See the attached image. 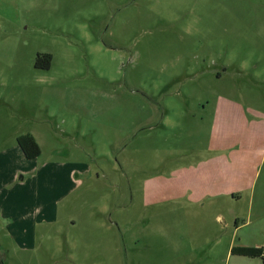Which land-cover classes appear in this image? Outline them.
Masks as SVG:
<instances>
[{
	"label": "rangeland",
	"instance_id": "1",
	"mask_svg": "<svg viewBox=\"0 0 264 264\" xmlns=\"http://www.w3.org/2000/svg\"><path fill=\"white\" fill-rule=\"evenodd\" d=\"M219 97L241 132L264 126V0H0V153L32 133L50 167L27 187L36 220L0 207V264H264L229 252L264 244V164L196 205L174 172L212 154ZM255 162L189 182L236 186Z\"/></svg>",
	"mask_w": 264,
	"mask_h": 264
},
{
	"label": "crops",
	"instance_id": "2",
	"mask_svg": "<svg viewBox=\"0 0 264 264\" xmlns=\"http://www.w3.org/2000/svg\"><path fill=\"white\" fill-rule=\"evenodd\" d=\"M237 105L238 104H236L235 102H230V101L225 100L224 97H219L218 107L215 109V112L212 117L213 119L212 127H213V132L215 135L214 142L211 147H208L209 151L212 154L208 156L207 158L198 161L197 163L188 164L186 166L184 165L177 166V169L174 172L176 176H178L177 173L181 171H186L189 175H195V174L199 175L200 173L202 174L204 173L205 176L209 179L212 175L217 177L223 174V171L220 169L219 161L220 163L221 161L223 163H227L228 161L230 163H232L233 161H239L240 165H243L244 163L245 164L252 163L253 159L255 158L256 162L252 166L253 169H251L252 171L250 172L248 171L247 173H243V172L239 173L237 178H239L241 182L238 185L227 188L226 186L225 187L220 186V183H219L218 187L221 189L217 191H211V192H207L208 189L217 188V187L211 186V183L209 181L207 182L208 185L205 191H198L199 188L196 186V183L194 182V180H191L189 182V179H192V178H189V175H186L185 180H187V184L186 186L183 187L185 188L183 193L192 191L194 195L191 201L194 205L200 203L202 201V198L205 195H209V194L227 195V196L231 195L232 199H234L235 194H239V192L242 189L251 190L254 185V179L258 176L259 169L262 166V164H264V145L259 146L260 144H257L258 143L257 140L259 141L261 139L264 140V126L259 125L258 123H253L251 122L250 119H248L246 120V124L249 126L248 130H245V132L244 131L241 132L239 127L231 123V121L228 122L226 120L227 118L231 116V113L241 112L240 106L238 105L239 106L238 107ZM88 113H89L88 114L89 116L91 115L94 116L93 115L94 112H90V110H88ZM221 115L224 116V118ZM147 116L150 117L149 118L150 120L151 113L147 114ZM146 119L147 118H144L143 121L140 120L137 123V125L146 123L147 122ZM161 122H162V118H161ZM142 127H147V126H142ZM152 127L153 126H148V128L150 129ZM228 132L234 134L235 136V139L233 140L234 143L229 139H225V136ZM27 134L33 136V138L37 142L35 136L32 133H27ZM246 135H247V140H248L247 150L252 152L251 156L253 155V159L252 157L247 156V152L245 153L243 151L237 150L242 144L244 140V136ZM19 136L20 135L14 136L13 139L15 141V145L12 146L13 147L12 149L2 150L0 153V207H2L3 209H6L5 211L6 217H15L18 221L28 222L29 220H34V219L36 220L35 216L36 214H38L39 212L38 210H40L39 208L35 209V207L33 210L28 209L29 204L32 203V195L30 193H29L30 195H28L27 187L28 185L30 187V183L33 180L32 174L36 171V173L38 172V175H39L43 171L50 170V167H49V164H46V165L44 164L45 166L43 165V167L36 170V167H35L36 158L27 159L24 156L22 150L17 144V137ZM227 140L232 142L230 146H226L228 143ZM37 144L39 145L38 142ZM213 150L216 151L217 153L213 154ZM226 151H228L229 153L227 156H224L223 153ZM220 152L222 153L220 154ZM20 173H23L26 176L29 175V178L27 180L25 179V177L19 178ZM72 175H74L73 170L68 175L70 182H72V178H73ZM183 179L184 178L182 176H178V182L183 183L182 182ZM242 179H246V181H242ZM9 201H11L12 203H16V205H20L19 206L20 209L16 210L15 208V211L13 212L14 210L13 206L11 207L6 206V204H9ZM232 216H235L234 212H232ZM15 222L17 221L15 220ZM5 230L8 232L7 235L11 237L14 236L13 233L11 232L9 233V230L7 229ZM18 236H20L19 238H17L18 240L21 237L26 239L27 237H29V230L25 228L22 229L21 231L18 232ZM229 247L232 248V244H230ZM235 247H249V248H261L262 249L264 248V244L263 243H251V244L242 243V244H238V246H235ZM233 256L239 257V255H233ZM240 257L258 260V258H251V257H246V256H240ZM260 259L264 260V257H261Z\"/></svg>",
	"mask_w": 264,
	"mask_h": 264
},
{
	"label": "trees",
	"instance_id": "3",
	"mask_svg": "<svg viewBox=\"0 0 264 264\" xmlns=\"http://www.w3.org/2000/svg\"><path fill=\"white\" fill-rule=\"evenodd\" d=\"M50 55L38 56L35 60L34 66L36 68L47 69L50 67ZM17 144L22 150L24 156L27 159H35L41 154V150L33 136L26 134L17 137ZM232 255L246 256L251 258H261V248H249V247H232L230 250Z\"/></svg>",
	"mask_w": 264,
	"mask_h": 264
},
{
	"label": "built area",
	"instance_id": "4",
	"mask_svg": "<svg viewBox=\"0 0 264 264\" xmlns=\"http://www.w3.org/2000/svg\"><path fill=\"white\" fill-rule=\"evenodd\" d=\"M261 257H264V248L261 249Z\"/></svg>",
	"mask_w": 264,
	"mask_h": 264
}]
</instances>
